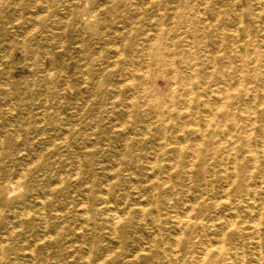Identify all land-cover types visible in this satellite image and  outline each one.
Here are the masks:
<instances>
[{
	"label": "clouds",
	"instance_id": "clouds-1",
	"mask_svg": "<svg viewBox=\"0 0 264 264\" xmlns=\"http://www.w3.org/2000/svg\"><path fill=\"white\" fill-rule=\"evenodd\" d=\"M0 264H264V0H0Z\"/></svg>",
	"mask_w": 264,
	"mask_h": 264
}]
</instances>
